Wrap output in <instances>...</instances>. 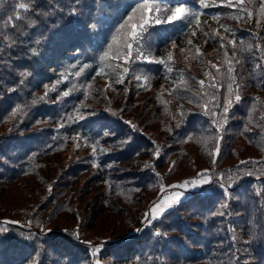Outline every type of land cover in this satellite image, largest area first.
I'll use <instances>...</instances> for the list:
<instances>
[{"label": "trees", "instance_id": "obj_1", "mask_svg": "<svg viewBox=\"0 0 264 264\" xmlns=\"http://www.w3.org/2000/svg\"><path fill=\"white\" fill-rule=\"evenodd\" d=\"M140 2L153 62L133 43L126 63L116 31L137 0L0 3V264H264V0ZM181 3L197 15L154 23ZM203 170L223 186L145 223L162 185Z\"/></svg>", "mask_w": 264, "mask_h": 264}, {"label": "snow or ice", "instance_id": "obj_2", "mask_svg": "<svg viewBox=\"0 0 264 264\" xmlns=\"http://www.w3.org/2000/svg\"><path fill=\"white\" fill-rule=\"evenodd\" d=\"M158 3H166V0H157ZM221 3H226L228 7H233L234 5L232 4V0H220ZM242 2V0H241ZM0 3H3V0H0ZM200 6L201 8H207V7H211L213 6V4L215 3V0H199ZM123 4L122 2H118L117 3V12L119 14V9L120 7H122ZM19 9H22L25 13H28L30 11V3L28 2H24V3H19L17 6ZM82 5L81 4H76L75 8H81ZM153 8V5L147 2H140V0H137V8H133L132 9V13L129 14L127 16L126 19H124L123 23L119 24V28L116 30L118 34L122 33L126 27L130 24L131 27V31L126 33L125 35H121V40L123 43V49L126 52V56L124 57L125 62L126 63H130L131 59L135 58V57H142L145 61L148 62H153L149 59V57L147 55H144L143 52L140 50V42L137 39L138 37V31L143 29L145 26L149 25L150 23L153 22V18L149 15H145V14H141L138 18L139 22L138 23H131V21L133 20V17L135 15V13L137 12V10H145L147 12H151ZM156 13H158V15L154 18V23L155 24H161V23H169L171 24L174 21H179L182 19H191L193 15H197L192 13L190 10H187L184 6L183 3L180 4V6H177L174 8V10H172L171 8L168 9V11H170V15H167L166 21L163 20L161 18V15H159L162 10L160 7H156L155 8ZM261 11H264V5H262L261 7ZM71 16H73L74 18H79L80 13L78 11H76L75 9H73L70 13ZM251 13H249L250 15ZM17 19H20L22 17L19 16V13H17ZM213 19H215V17H213ZM35 20H29L28 23L29 24H35ZM197 25H199L200 21L199 19L196 20ZM90 28H94V25H89ZM112 31V29H109V33ZM206 35H208L206 33ZM108 37L105 36L104 39H107ZM115 40V38H113ZM140 39H142V33L140 34ZM131 41V42H130ZM133 43L137 44V49L135 52V57H134V53H133ZM233 44H235V41H232ZM109 48H111V45H108ZM173 47H175V45H173ZM119 52V50H118ZM197 52H199V49H197ZM109 53L108 51H104L102 56H101V61L104 60L105 57H108ZM168 59L171 60L172 56L171 53H169L168 55ZM158 63H165L163 60L160 61H156ZM113 71H115V69H113ZM129 71L128 67H124L123 68V74H127ZM169 72L172 71L171 68L168 69ZM219 71V69H218ZM229 73H231L232 69L229 68L228 69ZM99 74V73H98ZM25 73H21V76H24ZM77 75H79V73H77ZM118 78L116 79V83H122L123 80L121 78H119L120 74H117ZM203 81H200V84L203 85ZM228 89H229V93H231L232 91V84L229 83L228 84ZM65 96L69 95V93L65 92L64 93ZM41 100L45 99V97H41ZM242 100V97L240 95H236L234 100L231 99H226L223 105L224 108V114L225 116L227 115V113L229 112V108L231 107V105L233 103H239ZM33 104H36L37 101L34 99L32 101ZM15 112V109L13 110ZM215 115V114H214ZM85 117L81 116L80 119H84ZM129 123L130 122H126ZM212 123H218L217 121H213ZM219 123H226V120L224 121H220ZM179 126V125H178ZM217 132L220 131L219 128L216 129ZM222 138V137H220ZM209 139H213V137H209ZM93 151L95 153V145L93 146ZM216 152H219V138H217V147H216ZM157 156H159V149L156 150L155 153ZM246 163V162H241ZM145 167H148V165H145ZM169 172H171V169H169ZM251 172H245L243 170H241L240 172L236 173L234 176H230L229 182H233V181H237L239 178H242L243 175H251ZM223 182H224V174L221 173L220 176L214 180L213 179V174L208 171V170H203L200 173H197L196 177H194L193 179L190 180H185L183 183L178 184V185H171L168 186V188H165L163 185L160 188L161 193H163L162 197L154 202L153 206L150 208L149 213L146 216V220L145 223L146 224H151L152 221L161 219L165 214L170 213L172 210H174L175 206L179 203H182L184 201L187 200H191L193 199L195 196L197 195H202L203 192L205 191L204 186L208 185L209 187H211L214 183L215 184H219L221 186H223ZM50 187V186H49ZM150 217V218H148ZM5 226L10 224V223H16L15 221H3L2 222ZM30 223V222H29ZM0 231L6 232L7 231V227H4L2 229H0ZM137 231H140L139 229ZM29 239H33V237L29 236ZM97 252H99V248L96 249ZM95 264H99V261L97 260L95 262Z\"/></svg>", "mask_w": 264, "mask_h": 264}, {"label": "rangeland", "instance_id": "obj_3", "mask_svg": "<svg viewBox=\"0 0 264 264\" xmlns=\"http://www.w3.org/2000/svg\"><path fill=\"white\" fill-rule=\"evenodd\" d=\"M192 179H193V178H192ZM185 180H190V179H183V180H181L178 184L183 183ZM152 206H153V204H152ZM152 206H151V207H152ZM148 213H149V212H148ZM148 213H147V214H148ZM146 216H147V215H146ZM146 216H145V219H146ZM148 218H150V217H148Z\"/></svg>", "mask_w": 264, "mask_h": 264}]
</instances>
